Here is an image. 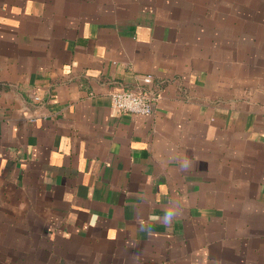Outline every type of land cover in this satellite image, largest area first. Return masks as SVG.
<instances>
[{
	"label": "crops",
	"instance_id": "crops-1",
	"mask_svg": "<svg viewBox=\"0 0 264 264\" xmlns=\"http://www.w3.org/2000/svg\"><path fill=\"white\" fill-rule=\"evenodd\" d=\"M0 264H264V0H0Z\"/></svg>",
	"mask_w": 264,
	"mask_h": 264
},
{
	"label": "built area",
	"instance_id": "built-area-1",
	"mask_svg": "<svg viewBox=\"0 0 264 264\" xmlns=\"http://www.w3.org/2000/svg\"><path fill=\"white\" fill-rule=\"evenodd\" d=\"M153 81L152 75H146L142 82L143 85L138 89H123L111 94L112 106L122 113L131 114H150L154 94L146 87Z\"/></svg>",
	"mask_w": 264,
	"mask_h": 264
}]
</instances>
